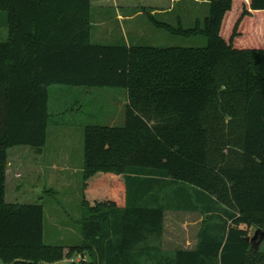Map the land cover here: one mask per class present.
Listing matches in <instances>:
<instances>
[{"label":"trees","instance_id":"trees-1","mask_svg":"<svg viewBox=\"0 0 264 264\" xmlns=\"http://www.w3.org/2000/svg\"><path fill=\"white\" fill-rule=\"evenodd\" d=\"M92 2L0 0V258L55 264L89 251V264H264L246 241L264 231V0H211L189 29L141 9L171 34L206 37L205 48L93 44ZM55 85L128 96L123 126L86 127L83 245L68 254L44 243L41 204L6 201L9 150L43 152ZM167 211L205 215L195 250L162 249Z\"/></svg>","mask_w":264,"mask_h":264},{"label":"rangeland","instance_id":"rangeland-1","mask_svg":"<svg viewBox=\"0 0 264 264\" xmlns=\"http://www.w3.org/2000/svg\"><path fill=\"white\" fill-rule=\"evenodd\" d=\"M92 3L93 44L157 48H205L208 45L204 36L184 37L156 27L141 9H147L159 22L173 27L182 23L189 29L199 22L204 23L211 0H93ZM239 10L242 11V7ZM258 26L264 27V24ZM7 39L6 13L0 12V41ZM49 91L53 121L48 141L41 154L26 146L9 150L6 201L41 204L45 214L44 243L62 246L68 254L72 247L83 245L82 169L86 127L123 126L128 96L122 90L111 88L55 85ZM174 189L177 187H171V191ZM205 219L200 212L167 211L162 249L170 253L180 249L195 250ZM249 238L255 251L264 252V231L252 228ZM90 259L89 251H85L55 264H89ZM0 264H5L1 258Z\"/></svg>","mask_w":264,"mask_h":264},{"label":"crops","instance_id":"crops-1","mask_svg":"<svg viewBox=\"0 0 264 264\" xmlns=\"http://www.w3.org/2000/svg\"><path fill=\"white\" fill-rule=\"evenodd\" d=\"M136 15V14H135ZM134 16H131V18H133ZM121 18V17H120ZM126 18H129V17H125V19ZM128 103V102H127ZM53 115V114H52ZM52 121H53V119H52ZM56 123V122H55ZM57 125H59L60 123H56ZM49 128H51V124H50V126H49ZM48 137H49V129H48V134H47V141H48ZM47 143V142H46ZM67 168L70 166V164H69V162H67ZM84 171V168L82 169V172ZM83 195V194H82ZM82 207H83V202H82ZM166 214V213H165ZM164 227H165V225H164Z\"/></svg>","mask_w":264,"mask_h":264},{"label":"water","instance_id":"water-1","mask_svg":"<svg viewBox=\"0 0 264 264\" xmlns=\"http://www.w3.org/2000/svg\"><path fill=\"white\" fill-rule=\"evenodd\" d=\"M258 233H259V232H258ZM246 241H247V242H250V238H249V237H248V238H246Z\"/></svg>","mask_w":264,"mask_h":264}]
</instances>
